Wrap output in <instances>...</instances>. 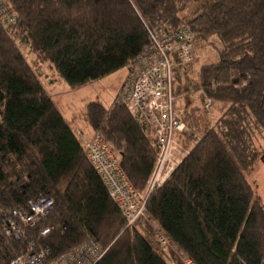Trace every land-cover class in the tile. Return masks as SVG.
<instances>
[{
    "label": "trees",
    "instance_id": "1",
    "mask_svg": "<svg viewBox=\"0 0 264 264\" xmlns=\"http://www.w3.org/2000/svg\"><path fill=\"white\" fill-rule=\"evenodd\" d=\"M9 2L15 22L0 21V223L3 214L40 195L53 199L54 208L27 231V241L0 228V264L25 253L31 240L56 258L89 238L108 248L97 264H169L154 246L155 230H143L141 221L125 229L84 145L16 44H27L40 64L78 88L128 67L156 25H188L200 41H211L217 61L201 67L195 88L222 111L210 124L199 109L180 116L175 104L194 142L185 144L181 163L150 195L147 221L195 264H262L264 203L247 174L264 163L255 146L264 136V0ZM175 73L176 65L177 96ZM85 123L109 144L130 185L143 190L156 150L126 106L91 102ZM47 227L50 233L41 237ZM171 258L181 264L174 252Z\"/></svg>",
    "mask_w": 264,
    "mask_h": 264
},
{
    "label": "built area",
    "instance_id": "2",
    "mask_svg": "<svg viewBox=\"0 0 264 264\" xmlns=\"http://www.w3.org/2000/svg\"><path fill=\"white\" fill-rule=\"evenodd\" d=\"M15 15L16 10L9 0H0V21L5 26L15 22ZM148 32L149 43L129 64L123 89L113 97L115 103L126 106L155 147L156 162L145 188L137 191L130 185L118 158L100 133L94 132L83 143L88 162L104 182L128 230L137 229L140 221L147 220L146 205L150 195L162 187L186 155V152L178 150L175 142V135L188 129L175 113L173 68L178 63L187 65L193 61L197 34L188 25L177 28L156 25L148 28ZM211 103L212 100H208V110ZM53 208V199L40 195L30 199L25 207L3 214L0 228L7 237L27 241V231L35 228L39 219L47 216ZM3 211L0 207V214ZM49 233V227L40 231L41 237ZM153 241L169 264H176L171 258L172 252L181 264H195L192 259L181 256L171 241L157 229ZM107 250L95 238H89L70 251L51 258L49 248L31 240L28 250L10 264H97Z\"/></svg>",
    "mask_w": 264,
    "mask_h": 264
},
{
    "label": "rangeland",
    "instance_id": "3",
    "mask_svg": "<svg viewBox=\"0 0 264 264\" xmlns=\"http://www.w3.org/2000/svg\"><path fill=\"white\" fill-rule=\"evenodd\" d=\"M210 42L211 41H200L197 37L193 61L182 66H180L179 63L176 64L175 79L177 96L175 97L177 113H179L180 116L190 114L189 112L199 109L198 112L201 115L200 117L206 122L214 124L221 114L222 105L212 101L208 110L207 103L210 99L206 98L203 101L201 97L202 91H198L195 88V85L199 83V72L201 67L216 62L218 58L217 52ZM16 44L19 46L23 56L36 76L42 81L51 80V87L47 94L54 100L72 129L87 126L85 123V111L89 103L101 102L109 107L108 104H113L115 101L114 98L110 100L107 97L112 94L117 96L125 84L128 67L114 74L105 76L100 80L93 81L78 88H71L52 66L40 64L27 44H22L21 41L16 42ZM188 86L189 89L185 91V87L188 88ZM187 129L188 130L183 133L175 135L177 148L182 152H186L188 149L186 148V143H191L192 145L194 142L192 140L194 137L192 129ZM79 131H81V129ZM255 146L259 154L264 153V136H259L255 139ZM247 179L254 187L256 197L263 204L264 163L261 160L256 163L252 172L247 174ZM141 227L149 233L155 230V226H152L147 220H144V222L141 221Z\"/></svg>",
    "mask_w": 264,
    "mask_h": 264
},
{
    "label": "crops",
    "instance_id": "4",
    "mask_svg": "<svg viewBox=\"0 0 264 264\" xmlns=\"http://www.w3.org/2000/svg\"><path fill=\"white\" fill-rule=\"evenodd\" d=\"M42 84H43L46 92L48 93V91H49V89L51 87L50 86L51 85V80L50 81H46V80L42 81ZM114 96H115V94H112V95H110L107 98H109L110 100L111 99L113 100ZM175 104H176V100H175ZM108 105H110V104H108ZM87 127L88 126H85V127H82V128L77 127L76 129H73V131L75 132V134L77 135V137L79 138V140L81 141L82 144L84 142H86L87 140H89L92 137L93 133H94L89 127L88 128ZM80 129H81V131H79Z\"/></svg>",
    "mask_w": 264,
    "mask_h": 264
}]
</instances>
